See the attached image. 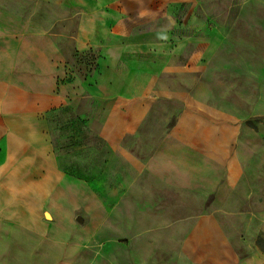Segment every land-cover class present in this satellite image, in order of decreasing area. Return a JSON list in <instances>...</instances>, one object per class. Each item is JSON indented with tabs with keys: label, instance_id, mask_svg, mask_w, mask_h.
<instances>
[{
	"label": "rangeland",
	"instance_id": "1",
	"mask_svg": "<svg viewBox=\"0 0 264 264\" xmlns=\"http://www.w3.org/2000/svg\"><path fill=\"white\" fill-rule=\"evenodd\" d=\"M108 4L124 13L130 40L179 51L135 133H119L131 103L98 104L88 95L45 120L64 180L23 169L30 183H22L19 202L12 185L11 220L20 218L27 242L21 254L12 240V263L264 264V0ZM0 8L39 21L68 75L95 70L102 51L76 48L79 13L66 0H0ZM168 135L204 165L234 161L232 184L190 189L148 171L146 161ZM225 175L220 169L218 179Z\"/></svg>",
	"mask_w": 264,
	"mask_h": 264
},
{
	"label": "crops",
	"instance_id": "2",
	"mask_svg": "<svg viewBox=\"0 0 264 264\" xmlns=\"http://www.w3.org/2000/svg\"><path fill=\"white\" fill-rule=\"evenodd\" d=\"M109 1L66 0L79 13L76 48L102 51L95 70L85 78L66 73L58 45L39 21L0 8L2 264H11V259H15L14 256L11 258L12 240L16 239L22 245L17 247L21 254L27 243L19 236L24 229L20 226V218L11 220L12 185L16 194L13 200L19 202L18 193L24 190L22 183H30L25 182L22 170L30 168L41 175L34 173L35 177L41 178L45 169L43 178L48 182L64 180L54 161L44 116L47 117L54 108L74 105L83 95L90 96L98 104L131 103L119 133L133 134L151 110L156 94L160 93L158 78L172 69V57L179 47L166 42L130 40V27L125 28L123 22L124 13L109 5ZM233 162L223 168L204 165L202 156H198L193 148L168 135L146 161V169L168 185L218 192V186L232 184L229 165ZM220 169L226 173L223 181L218 179ZM38 252H41L39 248ZM32 257L28 259L37 258L36 253ZM20 260L21 257L12 264L23 263Z\"/></svg>",
	"mask_w": 264,
	"mask_h": 264
},
{
	"label": "trees",
	"instance_id": "3",
	"mask_svg": "<svg viewBox=\"0 0 264 264\" xmlns=\"http://www.w3.org/2000/svg\"><path fill=\"white\" fill-rule=\"evenodd\" d=\"M66 110H68V107L67 106H61V107H58V108H54V109H52L50 112H49V114L47 115V117H46V120L49 122V121H51V116L52 115H55L56 113H59V112H64V111H66ZM51 131V130H50ZM53 142H55V140L53 139ZM54 149L56 150L57 149V145L54 143ZM66 173H68V174H71V175H73V173H72V171H70V170H66L65 171Z\"/></svg>",
	"mask_w": 264,
	"mask_h": 264
}]
</instances>
